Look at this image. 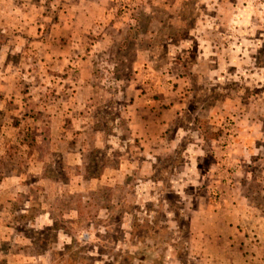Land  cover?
I'll return each mask as SVG.
<instances>
[{"label":"rangeland","instance_id":"1","mask_svg":"<svg viewBox=\"0 0 264 264\" xmlns=\"http://www.w3.org/2000/svg\"><path fill=\"white\" fill-rule=\"evenodd\" d=\"M0 264H264V0H0Z\"/></svg>","mask_w":264,"mask_h":264}]
</instances>
